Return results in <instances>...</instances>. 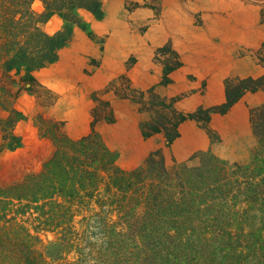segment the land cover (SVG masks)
I'll return each mask as SVG.
<instances>
[{"label":"trees","instance_id":"trees-1","mask_svg":"<svg viewBox=\"0 0 264 264\" xmlns=\"http://www.w3.org/2000/svg\"><path fill=\"white\" fill-rule=\"evenodd\" d=\"M33 1L0 0V108L9 111L0 118V156L18 143L11 130L22 118L10 107L9 85L15 80L8 78L19 76L21 89L40 99L37 91L43 88L34 71L53 62L71 39L78 10L103 13L101 0H40L39 11ZM54 14L68 23L46 31L41 24ZM257 89L264 90V73L229 77L224 103L188 113L173 109L169 124L162 128L150 121L143 132H163L170 145L183 120L195 118L206 126L211 111L225 112ZM251 122L255 143L249 163L206 151L177 163L174 171L159 149L124 170L94 127L79 138L46 129L55 149L42 167L0 181V264H264V103L251 109ZM92 199L103 209L84 215L79 225L77 205ZM110 211L117 212L116 220ZM41 230L55 237L41 244Z\"/></svg>","mask_w":264,"mask_h":264},{"label":"rangeland","instance_id":"rangeland-1","mask_svg":"<svg viewBox=\"0 0 264 264\" xmlns=\"http://www.w3.org/2000/svg\"><path fill=\"white\" fill-rule=\"evenodd\" d=\"M101 1L102 16L79 9L80 20L70 24L71 39L53 62L34 71L37 82L50 93L37 87L41 97L37 100L36 93L21 89L19 76L8 78L15 80L9 85L10 107L21 112L22 118L11 130V136L19 137L18 143L0 156V181H14L42 167L55 149L53 140L46 134L49 128L79 138L94 127L105 144L117 152V163L124 170L140 166L159 149L166 166L174 171L180 160L169 155L171 146L166 135L163 132L146 135L143 127L150 121H158L163 123V128L169 124L173 109L188 113L200 107H212L196 104L189 97L197 91L203 93L202 82L194 85L200 62L226 60L223 49L230 45V59L241 63L243 58L264 73V0ZM207 6H214L212 9H217L219 14L218 25H212L213 28L206 26ZM32 8L41 10L42 2L34 0ZM67 23L62 16L54 14L41 26L55 32ZM155 24L164 29L187 24L192 39L181 41L169 34L152 43L148 32ZM210 28L213 37L207 35L212 31ZM186 67L187 70L181 69ZM52 98L51 104L39 103ZM227 111H211L223 117L212 123L210 117L206 126L195 118L183 120L173 142L178 155L189 143H197L198 134H194L190 124L195 123L206 132L211 145L196 150L190 158L210 151L222 160L249 163L255 143L251 111L250 131L241 110L225 115ZM8 112L0 108V118ZM84 203L77 205L75 221L79 225L84 215L103 209L96 199ZM108 216L116 220L118 214L110 211ZM38 235L41 244L55 237L47 230L39 231Z\"/></svg>","mask_w":264,"mask_h":264},{"label":"crops","instance_id":"crops-1","mask_svg":"<svg viewBox=\"0 0 264 264\" xmlns=\"http://www.w3.org/2000/svg\"><path fill=\"white\" fill-rule=\"evenodd\" d=\"M214 6H207L204 17L206 26L212 27V25L217 26V18L219 17V14L217 12V9H212ZM153 26V25H152ZM158 26L155 24V27ZM168 29H163L162 31L156 32L154 34H151L150 30L148 32L149 34V40L152 43L157 42L160 39H163L166 35L174 34L176 35L177 39L181 41H191L190 34L188 32L187 24L184 25H174V26H168ZM213 28V27H212ZM151 29V28H150ZM211 29V28H210ZM237 29H240L239 26H237ZM212 30V29H211ZM208 36L213 37V30L211 33H207ZM177 39H175L177 41ZM233 38V42H235ZM242 40V39H239ZM229 50L230 45L224 47L223 53L226 55V60L224 61H217L216 60H207L203 64H201V68H198V71L196 72V82L194 85H199L201 82L203 84L202 89L203 93L200 94L198 91L191 93L189 97L191 100H195L196 104H202L205 106H213V105H220L226 101V85L225 81L229 77H245V76H253L257 77V75L260 76V74L263 72L260 70L259 66L255 64H251V62H246L242 59L241 63L236 62L234 59L229 58ZM205 58V57H204ZM207 58V57H206ZM203 62V61H202ZM185 69L186 68H181ZM263 74V73H262ZM264 103V90L257 89L255 91H246L237 101H235L230 107L229 110L225 115H231L234 110H241L243 118L245 119V124L247 125V128L249 127V131L251 126L249 117H250V111L252 108L260 106ZM224 115V116H225ZM223 117L220 113H212L210 112L211 117V123L212 120ZM194 127V134H198L196 136V142L194 144H188L186 145L187 148L183 149V153L179 156L174 148V140L171 142L170 146L171 149L169 152V155L175 158H179V162L183 161H189L191 154H193L196 150L199 149H207L211 142L209 140V137L207 136L206 132L200 128L198 125H195V123H190ZM87 134V133H86ZM195 140V138H194ZM173 144V145H172ZM221 145V144H220ZM188 149V150H187ZM212 149V146L210 148ZM185 151V152H184ZM196 151V152H197ZM176 159V160H177ZM192 161V160H191ZM178 162V161H177Z\"/></svg>","mask_w":264,"mask_h":264},{"label":"bare ground","instance_id":"bare-ground-1","mask_svg":"<svg viewBox=\"0 0 264 264\" xmlns=\"http://www.w3.org/2000/svg\"><path fill=\"white\" fill-rule=\"evenodd\" d=\"M164 28H159V27H155V25H153L152 27H151V29H150V33L151 34H154V33H156V32H159V31H162Z\"/></svg>","mask_w":264,"mask_h":264}]
</instances>
